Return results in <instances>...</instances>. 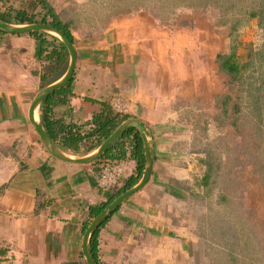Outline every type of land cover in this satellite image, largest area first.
I'll list each match as a JSON object with an SVG mask.
<instances>
[{
	"label": "crops",
	"instance_id": "0c3cea01",
	"mask_svg": "<svg viewBox=\"0 0 264 264\" xmlns=\"http://www.w3.org/2000/svg\"><path fill=\"white\" fill-rule=\"evenodd\" d=\"M88 2L92 3L0 0V16L12 25H27L19 21L21 12L41 19L49 4L69 24L77 52L75 95L55 107L57 118L90 129L93 115L121 95L130 103L127 114L131 117L125 121L136 119L147 127L153 157L150 179L101 228V263L197 264L200 256L204 261L208 244L191 233L178 213L180 203L190 195L185 186L197 183L196 170L201 168L194 162L202 151L193 147L196 136L184 117L189 105L184 98L196 100L204 89L198 83L206 75V56L209 63L210 56L200 45L202 35L189 40L183 28H176L172 35L171 28H159L154 16L136 11L95 21L90 14L85 16ZM45 33L50 42L58 38ZM36 51L32 32L0 28V249L6 250L0 264H88L83 253L85 226L98 215L91 216L90 210L107 201L121 184L115 189L100 188L98 160H61L42 142L29 111L49 63L37 57ZM67 69L51 71L48 80L56 78L49 84L60 80ZM97 149L85 144L81 151L66 152L83 158ZM130 149L123 183L136 171ZM111 151L107 156L119 154L120 146Z\"/></svg>",
	"mask_w": 264,
	"mask_h": 264
},
{
	"label": "rangeland",
	"instance_id": "374dc122",
	"mask_svg": "<svg viewBox=\"0 0 264 264\" xmlns=\"http://www.w3.org/2000/svg\"><path fill=\"white\" fill-rule=\"evenodd\" d=\"M201 1L91 0L85 16L90 14L98 21L118 12L136 11L154 16L159 28H171L172 35L176 28H183L189 40L202 35L200 45L210 63L206 56V75L198 83L204 87L201 94L193 101L184 98L189 100L184 117L195 132L193 147L202 151L194 161L201 166L196 170L198 182L207 170L206 152L214 155L215 169L208 187L198 182L185 186L190 195L182 200L178 213L191 233L208 244L205 260L200 256L197 264H264V98L255 97L264 71V28L257 18L242 19L234 9L227 11V1L206 5ZM234 46L241 62H251L238 82L216 69L218 54ZM255 99L261 100L258 111ZM238 100L239 110L232 108ZM238 116L240 121L235 123Z\"/></svg>",
	"mask_w": 264,
	"mask_h": 264
},
{
	"label": "trees",
	"instance_id": "16d2710c",
	"mask_svg": "<svg viewBox=\"0 0 264 264\" xmlns=\"http://www.w3.org/2000/svg\"><path fill=\"white\" fill-rule=\"evenodd\" d=\"M211 1L216 0H205L204 5L209 4ZM227 1L229 5H226L227 11L230 9H234L236 14L239 17L244 18V16H249L253 18H257L259 25L264 28V0H246L242 3V0H223ZM197 3H202L201 0ZM218 3V0H217ZM222 3V2H221ZM220 3V4H221ZM203 4V3H202ZM45 8L47 9L45 16L41 19H36L31 15L26 14L25 12H21L19 14V21L21 22H40V23H47L54 25L65 32V34L74 42V36L69 28V24L63 22L58 14L55 12L52 6L49 4H45ZM1 19L8 22L7 17L0 16ZM239 19V18H238ZM236 25V24H235ZM32 35L37 39V57L43 58L49 63V67L44 71V75H42V88L47 86L52 79L49 81V74L53 70H58L62 68L64 71L69 66V53L67 46L60 41L58 38L53 37L52 42L48 40L47 34L42 31H34ZM51 49L49 50V48ZM218 66L221 72L228 74L234 82H238L243 74L248 71L251 62H241L238 59L237 55V48L234 46L228 53H219L218 54ZM261 65V64H260ZM259 69H263L260 68ZM74 75V74H73ZM47 76V79H45ZM45 77V78H44ZM73 80L72 77L71 81L64 87L59 90H56L52 94H49L42 103L41 108V122L44 125L45 129L49 133L50 137L55 141L60 148L65 151H81L83 146L86 144L89 149H94L99 147L110 135L122 124L123 121L130 118L129 114H121L116 112L110 104H105L103 110L94 114L93 118L88 122L91 124L90 129H83V126L79 123L70 122L66 123L63 119L57 118L55 115V107L59 105V103H67L69 100V96H74L73 93ZM260 86L256 88L259 90V94H255L256 98L262 97L264 98V71L260 75ZM41 88V89H42ZM262 98V99H263ZM88 99V98H87ZM229 99V98H228ZM92 100V99H90ZM256 110H260L261 100H252ZM228 100L224 101L223 108L224 112H227ZM263 105V104H262ZM240 109V101H235V104L232 108ZM257 110V111H258ZM256 111V112H257ZM240 116L236 118L235 123L240 121ZM133 136L131 138L130 136ZM85 143V144H84ZM132 145L130 148L128 145ZM120 146V153L117 155L107 156L113 148ZM131 150V157L137 163L135 174L130 176L128 180L119 186V189L113 194L110 195L108 200L100 204L99 206H92L90 210L91 216H96L99 214L105 207H107L118 195L125 192L132 186H134L138 181L141 179L145 166H146V157H145V145L144 140L141 136L140 131L132 127L128 129L124 135L122 136L121 140L112 148H110L104 157L109 158H117V159H125L127 150ZM84 150V149H83ZM86 150V149H85ZM204 161V160H203ZM207 170L202 176L201 180L198 182L199 185H204L206 187L209 186L211 183L209 180V176L213 173L215 169V157L214 155H210L209 152H206V160L204 161ZM260 164V163H256ZM46 169V168H45ZM118 210V208L116 209ZM113 212L111 216L114 214ZM109 216L106 220H104L99 227L93 233L90 243H89V251L95 261L96 264H102L100 257H99V234L101 228L107 223L110 219ZM90 221L87 222L85 228L88 227ZM2 253H6V250L0 249V255Z\"/></svg>",
	"mask_w": 264,
	"mask_h": 264
},
{
	"label": "water",
	"instance_id": "95a60500",
	"mask_svg": "<svg viewBox=\"0 0 264 264\" xmlns=\"http://www.w3.org/2000/svg\"><path fill=\"white\" fill-rule=\"evenodd\" d=\"M0 28L10 31V32H33V31H45L49 32L58 38H60L63 43L67 46L69 53H70V62L69 67L64 74V76L57 80L56 82H53L44 88L40 90V92L35 96L29 111V117L31 122L34 124L42 142L46 146V148L50 151V153L55 156L58 159L65 160V161H73V162H90V161H96L102 158L105 154V152L114 144L116 140L119 139L121 135L124 134V132L131 128L136 127L139 128L142 136L144 138V145L146 149V166L144 173L139 180V182L126 190L125 192L118 195L107 207L104 208V210L98 214L94 220L91 222V224L88 226L83 240V253L86 257L88 264H96L90 251H89V243L90 239L95 232V230L99 227V225L106 220L113 212L122 204L127 198H129L132 194H134L136 191L143 188L147 182L150 179L151 172H152V165H153V157H152V151H151V141L149 139V132L147 130V127L144 122L136 120V119H130L125 122H123L111 135L109 138H107L96 150V154L83 157V158H75L70 156L66 151H64L62 148L59 147V145L53 141V139L50 137L49 133L45 129L42 122L36 118V112H38L39 107L42 105L44 99L49 95L55 92L56 90L61 89L62 87L66 86L72 79L76 61H77V52L75 49V46L73 44V41L65 34L63 30L60 28L47 24V23H30L27 25L22 26H16L12 25L10 23H7L6 21H3L0 19Z\"/></svg>",
	"mask_w": 264,
	"mask_h": 264
},
{
	"label": "built area",
	"instance_id": "2783aa9c",
	"mask_svg": "<svg viewBox=\"0 0 264 264\" xmlns=\"http://www.w3.org/2000/svg\"><path fill=\"white\" fill-rule=\"evenodd\" d=\"M112 108L121 114L130 110V103L126 98L115 95L110 102ZM128 162L125 159L102 157L98 161L99 171L96 177L97 184L104 190L115 189L123 182L128 173Z\"/></svg>",
	"mask_w": 264,
	"mask_h": 264
},
{
	"label": "bare ground",
	"instance_id": "6f19581e",
	"mask_svg": "<svg viewBox=\"0 0 264 264\" xmlns=\"http://www.w3.org/2000/svg\"><path fill=\"white\" fill-rule=\"evenodd\" d=\"M36 118H38L37 112H36ZM94 154H96V151H95V153H94Z\"/></svg>",
	"mask_w": 264,
	"mask_h": 264
},
{
	"label": "clouds",
	"instance_id": "9594fccd",
	"mask_svg": "<svg viewBox=\"0 0 264 264\" xmlns=\"http://www.w3.org/2000/svg\"><path fill=\"white\" fill-rule=\"evenodd\" d=\"M104 157V156H103ZM101 159V158H100ZM99 161V160H98Z\"/></svg>",
	"mask_w": 264,
	"mask_h": 264
}]
</instances>
